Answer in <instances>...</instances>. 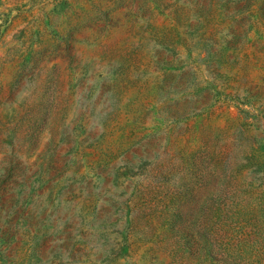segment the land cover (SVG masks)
<instances>
[{
    "label": "rangeland",
    "instance_id": "rangeland-1",
    "mask_svg": "<svg viewBox=\"0 0 264 264\" xmlns=\"http://www.w3.org/2000/svg\"><path fill=\"white\" fill-rule=\"evenodd\" d=\"M220 201L264 264V0H0V264H215Z\"/></svg>",
    "mask_w": 264,
    "mask_h": 264
},
{
    "label": "trees",
    "instance_id": "trees-1",
    "mask_svg": "<svg viewBox=\"0 0 264 264\" xmlns=\"http://www.w3.org/2000/svg\"><path fill=\"white\" fill-rule=\"evenodd\" d=\"M192 168H195L194 172L199 173L197 178L198 181L196 184H193L191 188L186 190V192H182L183 194L193 196L200 194L202 189L207 186L206 183L210 181L209 176L206 175L203 171H201L196 165L195 161L191 162L190 164ZM218 176V175H217ZM205 177L207 181L204 182V185H199V181ZM219 177V176H218ZM197 185V186H196ZM225 189V188H223ZM210 196L217 195L219 192L214 190L213 192L210 191ZM218 196V195H217ZM187 197V199H188ZM193 201L187 202L179 201L177 203V207L174 211V213L171 215V220L168 223L169 229L172 230L174 227L178 228V230L189 228L188 226H194L199 221V217L196 218H183L186 217L185 214L189 213L190 211H195V208L197 206V202H195V199H192ZM216 204V211L218 212V215H216V219H214L209 213V209L205 208V205L203 206V209L201 208V221L200 222L202 226H204L202 229L205 230L203 239L200 242V246L198 248V252H193L189 247L180 249L179 253L182 256H185L184 258L188 259L195 258L196 253L203 255L206 259L209 260L210 263L214 262L215 264H232V261L230 260L232 258L233 253L235 252L236 246L239 244V242L236 243V246L234 245V241H236L237 238H234L233 236L228 237L227 234L230 232L233 234L235 230L238 229V226L242 223L244 225L246 224V227L251 230L253 228V225H249V220L244 215V208L242 205H238L239 209L237 214L241 216L239 223L236 225L237 227L231 226L229 223L230 216V210L232 209L230 204L226 201H220L215 202ZM174 208V207H173ZM200 210V211H201ZM214 209H211V214L215 211ZM210 216V217H209ZM215 222V223H214ZM218 227V229H216ZM248 230V231H249ZM250 232V231H249ZM241 239V238H239Z\"/></svg>",
    "mask_w": 264,
    "mask_h": 264
}]
</instances>
